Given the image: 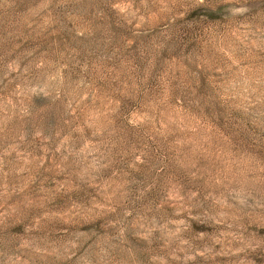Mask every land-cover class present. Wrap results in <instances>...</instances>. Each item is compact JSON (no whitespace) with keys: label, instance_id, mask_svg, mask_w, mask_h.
I'll use <instances>...</instances> for the list:
<instances>
[{"label":"rangeland","instance_id":"obj_1","mask_svg":"<svg viewBox=\"0 0 264 264\" xmlns=\"http://www.w3.org/2000/svg\"><path fill=\"white\" fill-rule=\"evenodd\" d=\"M0 264H264V0H0Z\"/></svg>","mask_w":264,"mask_h":264}]
</instances>
